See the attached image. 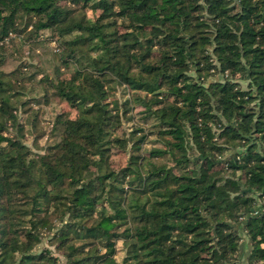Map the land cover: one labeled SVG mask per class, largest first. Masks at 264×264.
Here are the masks:
<instances>
[{
  "label": "trees",
  "instance_id": "obj_1",
  "mask_svg": "<svg viewBox=\"0 0 264 264\" xmlns=\"http://www.w3.org/2000/svg\"><path fill=\"white\" fill-rule=\"evenodd\" d=\"M28 25L75 64L39 82L76 117L35 159L3 135L25 77L0 70V264H44L29 250L51 221L75 236L67 264H264V0H0V53Z\"/></svg>",
  "mask_w": 264,
  "mask_h": 264
},
{
  "label": "rangeland",
  "instance_id": "obj_2",
  "mask_svg": "<svg viewBox=\"0 0 264 264\" xmlns=\"http://www.w3.org/2000/svg\"><path fill=\"white\" fill-rule=\"evenodd\" d=\"M93 14H99V12ZM23 27L24 26H21V28ZM118 29L122 31V23L118 25ZM30 31L31 26L28 25L24 30L20 31V36L10 35V39H7L4 43V51L0 53L3 55V64L0 66L2 72L10 73L13 71H21L25 77V81L22 84L23 88L19 90V100L16 98L12 100L15 102V105L17 101L26 102L24 106H20L21 103L18 102V109L14 111L16 115V125L12 126L7 122V127L3 135L7 136L8 139L20 138L29 148L31 156L36 159L41 155L49 153L51 150L49 148L56 144L60 138L63 126L60 122L56 123L57 116L64 115L69 119H74L76 117L75 111L64 101H60L58 98L54 97L48 84L39 82V79H44L45 75L49 78H55L57 74H59L61 78L69 79L73 73L75 64H70L66 67L61 63V61L66 58L67 52L54 44L53 41L46 40L51 35L49 30L40 31V36L38 37L37 35L35 41H31L28 38L31 36ZM38 41L43 42L38 43ZM90 47L91 46L84 47L82 50L90 56L96 54L90 51ZM58 68L60 69L57 72ZM215 77L218 79V77L221 76L215 73ZM29 79L33 80L29 81ZM109 86L115 88V90L112 91V97L109 98L110 100L117 99L118 104H120L128 98L127 90L124 91L121 86L117 85L116 81L109 84ZM44 96L48 98L47 102H45ZM109 107L113 108L114 103H111ZM139 110L140 108H136V111L134 109L135 112ZM118 115L121 118L122 124L116 129L112 121L111 127L116 130V136H121L124 133H128L130 127H132V122H125V111L123 107L120 108ZM130 115H132V112ZM151 122L152 120L150 119L146 124L150 125ZM149 130L152 132L155 131V129L152 128H149ZM160 138L170 141V137L166 135H162ZM155 140L154 135L148 136L147 140L142 143V148L145 150L151 147L160 148L162 143L158 140L154 143ZM125 161L126 156L123 153L112 151L108 163L111 164L114 169H119L124 165ZM158 161L162 166L173 165L165 156L159 157ZM214 170H220V167L214 168ZM95 185L96 193L99 194L97 190L98 183L96 182ZM256 211H258V209ZM15 221L18 222L19 220L17 219ZM74 221L76 222L79 220ZM53 223L54 222L51 221V223L46 225L47 227H43V229H38L36 231L34 240L37 242V239H39V241L37 244L31 246L29 253L31 255L43 253L44 264H67L66 254L70 251L68 246L72 245V240L75 236L68 234L64 239L55 237L56 234L54 233L59 229L60 224L57 222L55 228L52 229L51 225H53ZM114 249V259L119 262L122 261L125 255V248L122 245L121 239L116 241ZM13 257H15L14 260L18 259L17 256ZM40 257L41 256H33L31 263L42 259ZM21 258L23 259L24 256H19V259Z\"/></svg>",
  "mask_w": 264,
  "mask_h": 264
}]
</instances>
